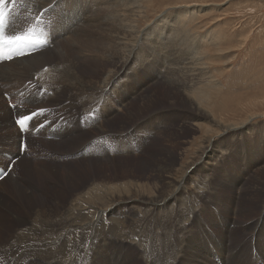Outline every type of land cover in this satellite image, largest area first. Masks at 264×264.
I'll return each instance as SVG.
<instances>
[{
  "label": "rangeland",
  "instance_id": "rangeland-1",
  "mask_svg": "<svg viewBox=\"0 0 264 264\" xmlns=\"http://www.w3.org/2000/svg\"><path fill=\"white\" fill-rule=\"evenodd\" d=\"M10 1L0 0V8L17 5L16 0ZM134 5L140 16L134 20L133 31L126 33V44L118 47L108 36L98 38L103 51L97 57L100 60L95 83L101 82L106 73L118 70L117 60L130 58L121 83L110 93L99 94L88 87L90 91H75L72 97L66 87L59 86L58 98L44 101L35 95L24 103L4 91L0 78V168L9 163V172L17 160H25L19 161L23 167H15L9 178L18 179L29 198L25 202L28 206L22 208L15 201L17 197H8L9 182L0 185L4 201L0 206V249L7 246L11 252L21 253L13 244L19 232L14 222L26 220L29 227L36 217L34 211L39 209L46 212L38 215V237L44 244L25 245L39 259L52 260L44 254L46 247L65 236L64 230L71 225L97 214L91 203L106 202L111 193L138 188L141 206L106 212L100 221L105 230L120 237H110L111 245L123 242L121 264H148L141 260L142 255L160 257L159 230L165 225L162 222L170 226L177 217L185 218L189 235L171 236V258L166 253L170 264H264V0H134ZM10 10L7 7L8 13ZM69 11L62 10L59 15L67 16ZM41 27L45 29V25ZM82 33L86 32L79 34ZM94 34L100 36L95 30L91 35ZM73 40L79 42L78 34ZM170 46L182 49L184 59L202 63L198 70L210 81H202L199 86L195 80L186 81L190 85L189 99L180 93L175 82L166 86L159 74L169 66L162 56ZM71 50L77 52L80 48L74 45ZM38 52L42 51L35 53ZM174 58L175 53L170 65ZM52 61L48 64L55 62ZM29 71L25 69L20 78L15 76L16 81L24 84L33 79ZM12 81L5 84L14 83V91L23 90L22 85ZM197 94L205 99L204 110L198 111L194 98ZM84 96H102L107 109L96 108L83 115V108L93 101L85 102ZM5 109L10 112L7 116L2 114ZM24 110L30 116L35 113L30 120L31 128L36 127L34 135L30 131L23 136L16 133L14 119L22 117ZM107 111L104 128L110 133L103 139L109 143L102 146L106 155L80 159L85 156L77 155L79 151L75 149L93 138L95 130L82 127L80 120L93 114L106 115ZM75 125L76 130L69 134L68 129ZM229 125L241 129L225 132V128H220ZM12 132L18 137L13 146ZM18 145H23L20 155L11 161ZM208 149L209 159L199 162ZM154 170L172 177L173 180L162 181H170L174 188L181 184L180 194L166 203L160 201L163 186ZM64 173L68 175L66 181L60 178ZM171 192L168 189L164 194ZM152 203H157L153 210L158 213L143 209ZM36 229L39 228L33 224L30 231ZM141 230L148 231L152 241L148 243ZM71 234L73 240L93 237L91 229ZM183 238H189V242ZM100 240L103 238L95 240L98 246L89 256V264H113L114 256L99 245ZM146 248L149 254L144 251ZM2 252L0 260H6L7 254ZM78 255L73 253V257Z\"/></svg>",
  "mask_w": 264,
  "mask_h": 264
},
{
  "label": "bare ground",
  "instance_id": "bare-ground-1",
  "mask_svg": "<svg viewBox=\"0 0 264 264\" xmlns=\"http://www.w3.org/2000/svg\"><path fill=\"white\" fill-rule=\"evenodd\" d=\"M128 1L131 3H129ZM128 1L127 0H98V1L97 0H26L25 3L22 0H18V1L16 0L17 5L11 4V5H6L3 8H0V12L3 13V16H5V20H8V24H9L6 31L4 32L5 42H9L12 39H15L16 41L17 40L16 37H20V38L27 37L29 35L34 34L32 32L45 33V35L44 34H39V35L44 36V38L46 39V43L43 46L29 52L27 55H18L16 57L12 55L10 57L11 59L9 58V60H5V61L0 60V78L2 79L1 81L4 82V88H5L4 91L6 90L9 91L10 94L15 97L18 96L17 100H21L24 103H28V100L31 98V96H35V95L41 97L44 101H51L54 98H58L56 92L58 91L59 86L66 87L67 92L70 93L71 94L70 96L72 97L74 96L73 93L75 91H79L78 94L86 93L90 91L89 89H87L88 87H92L93 92L98 91L99 94L110 93L111 88L115 89L117 87L116 86L117 83L118 82L121 83V81H119L121 79L120 77L122 76L127 66V62L129 61L130 58H127L124 61L117 60V63L120 65L118 70H114L110 73H106L101 82L95 83V80L93 79H95L98 76V66L100 60L97 57L98 54L101 51H103V48L100 47V43L98 42V38L108 36L111 39V41L118 47L126 44L127 42V39L125 38L126 33L128 32L130 33L133 31V29L136 26L134 20L138 19L140 16L139 11L134 5V0H128ZM9 3H12V0ZM7 7H11L10 13L7 12ZM62 10H70V11L67 12V16L64 15L62 17L59 15ZM41 11H43L42 14ZM13 14L17 17V21H15V19L11 17V15ZM45 20L47 21L46 22L47 24L48 23L50 24V26L47 27V24L35 25L30 23L32 21H45ZM43 25H45V29H42L41 26ZM70 29L73 30L71 34L69 33ZM94 30L96 31V33L98 32L100 36L96 37L95 34L94 36L91 35V33ZM80 31L86 32L87 34L82 33L81 36V34H79ZM77 34L79 36V42H74L73 39L76 37ZM162 43L163 42H161V44ZM74 45L79 46L80 50L77 52L72 51L71 47ZM176 48L179 50V53L175 52V50H177ZM152 49L156 50L154 48ZM39 50H41L42 52L35 53L36 51ZM181 51L182 49H180L178 46L167 47L166 51L164 52V56L162 57L164 59L163 62L167 63V65L169 66H167L166 71L160 70L159 74H162L164 78V84L166 86L171 87L172 84L175 82L178 85V89L180 93H182L183 96L189 99L188 96L189 88H190L189 83H194L193 80H195L197 83L194 84L199 86L203 82L209 83L210 81L207 80L202 70H198L199 68L202 67L203 64L197 62L196 60L192 61L191 59H184L182 57ZM174 53H175V58L172 64L170 65L169 60L171 59V56ZM52 60L55 62H53ZM50 61H52L53 63L48 64ZM35 67L36 69L32 70V68ZM25 69L31 70L29 71L30 72L29 75H31V77L34 80L29 78L31 79L30 81L26 80L24 84H19L16 81L15 76H19L20 78L24 74ZM31 72L33 73L31 74ZM10 79H13L15 83H18L17 85L19 86L22 85L21 88L23 90L14 91V89H12L14 83L8 85L5 84L8 83ZM186 81H188L189 83L187 84ZM78 94L75 96H78ZM194 98L195 101L197 102L198 111L204 110L202 108L205 99L199 96L198 94L197 96H194ZM85 102H89L88 103L89 106L83 108L82 110L83 115L89 114L92 110L96 108H98L100 111H105L107 109V104L106 103L102 104L103 103L102 96L96 98L90 96V98L87 99L85 98ZM21 113L23 115L27 114L25 110ZM2 114L4 116H7L10 114V112L7 109H5L3 110ZM107 114L108 111L106 115L99 114L97 116L93 114L88 116L87 118H82L80 120L81 123L80 125H82L83 123L82 127L95 129L92 132L94 137L89 139V141L87 140L88 142L84 141L83 143L86 142L85 144H83L81 147L78 146L75 149L76 152L79 151L77 152L78 153L77 155L85 156V158H80V159H93L94 156L100 158L103 154H105V151H103L104 148L102 149V146L108 144L109 142L103 138L107 137V134L110 133V131L104 128L105 118ZM19 119H21V117L14 119V125ZM94 119L97 120L99 119L98 121H101L100 126L98 125L97 120L93 124ZM30 125L32 126V121L31 123L29 122L24 127L23 130L24 132L21 133L15 125L17 130L16 132L17 135L21 134V136H23V134L25 135V133L28 131H30L33 135L36 134L37 133L35 132L36 127L31 128ZM76 126L77 125H75V127H71L68 129V131H70L69 134L76 128ZM79 128L81 127L79 126ZM220 128L221 129L225 128L226 129L225 132H235L238 127H235V125H229L227 127L221 126ZM1 129L2 127L0 126V131ZM79 131L82 132V130ZM118 133H123V130L121 132L119 131ZM12 134L15 133L12 132L11 135ZM69 134L67 133V135H65L64 138L66 139L69 136ZM17 138L18 137L15 135L11 136L10 143H12V146L17 141ZM72 141L74 140L71 141L69 140V142ZM210 142L211 140L208 141V143ZM17 147H18V151L15 154V156L11 157L10 159L11 161L12 159L16 158V155L17 156L20 155V149H19L20 145H18ZM89 152H93V153L87 155ZM5 153H7L8 155L11 154L10 151H6ZM208 156H210L209 149L205 152L204 155L202 154L200 156L201 160L199 159V162L203 161V159L205 158L209 159ZM19 161H25V160L23 158L17 160L13 164L11 171H9L7 175L4 178H2V180H0V185H2V183L4 182H9L11 190L10 192H8L9 194L8 197L11 200H15V197H17V200L15 201L18 202V204H20L22 208H25V206L26 207L28 206L25 205V202H28L29 199L28 196L25 195L26 193L22 192V186H20V181L18 179L9 178L12 170L15 167L16 168L23 167L22 163ZM1 162H4L3 158ZM6 164L7 165L4 168L5 170H7V166L9 163ZM16 168L14 170H16ZM28 171L29 170L27 168V173ZM154 172L156 173L157 176H159L158 178L160 179V182L163 186V189L160 193L161 195L159 197L160 201L164 200L166 203L170 201L174 195L180 194V189L178 188V186H181V184H178L177 188H174L173 184L170 181H165V182L162 181L163 179L173 180L172 177L165 175L164 174L165 172H163L162 170H159L158 172L154 170ZM61 177L63 181L64 180L66 181L68 175L64 173L62 176H60V178ZM168 189L171 190L172 192L165 195L164 192L165 190ZM4 194L6 195L7 193L5 192ZM2 199L3 196L0 195V206L4 204V201ZM140 200H141V193L139 189L130 188L125 193L124 192L119 194H117L116 192L111 193L109 199L106 202L100 200L98 202L95 201L91 203L90 206L96 211H98V213L92 216L91 218L80 222L79 224L71 225L67 229V231L64 230L63 234L65 236L63 235L59 236L57 242L46 247V251H44V254L52 258V260L49 261L39 259L37 256H35V254L29 251L25 245L26 242L28 243L29 246H42L44 244V241L40 237H38V233L40 231V226L38 224V215H40L41 212L43 211L41 210L39 211V209H37L34 211L36 212V217L35 220L33 221V224L35 227H38L39 229L30 231L33 228V224H31L28 227L27 226L28 222L26 220H22V221L17 220L16 222H14L19 232L13 244L17 245L20 248L21 253L15 254L11 252V250L7 248V246H5L3 249L0 250L3 251L2 253L7 254L5 258L6 260H0V264H42V263L89 264V256L92 255L93 252H95V247L98 246L95 243V240L97 241V239L101 237L103 238V241L100 240L99 245H103L104 246L103 249H105L106 251L107 248L109 249L111 254L114 256L113 264H121L120 259L122 258L125 247L121 246L120 244L123 242L120 241L118 243H114L111 245L110 237L113 238H120V237H116L113 233H111L112 231L109 232L105 230L104 226L100 224V221L106 216V212L110 214L121 211L125 208L132 210L137 208L138 206H141ZM147 206L148 209H146V207L143 208L145 211L158 213L157 212L158 210L156 211L153 210L154 207L157 206V203L147 204ZM43 213L46 214V212ZM184 219H185L184 217H177L173 222L170 223V226H168L165 222H162L165 225L164 227L160 226L161 228L159 230L160 233L162 234V237L159 240V244H158V245L161 244L160 245L161 250L158 253L160 257L142 255L141 260L144 259L147 260L148 264H170V262L166 258V253L171 258L169 250L173 247V246L170 247L172 245L170 244L172 241V237H174L175 234H181L183 235L182 237H184V235L186 237L189 235L188 225L184 224ZM111 224L113 226H116L113 221H111ZM21 226H24L25 228H20ZM88 229H91L93 232V237L91 239H87V238H84L82 240H80L79 238H76L74 240L72 239L73 237L71 233L77 231H81V232L83 231L84 233L88 231ZM141 232L143 233V237L149 243L151 240L150 238L151 235L146 234L148 232L146 230L144 231L141 230ZM204 233L205 232H203V234ZM80 235H82V233H80ZM107 237H109L110 239ZM107 239L109 240L108 243L106 242ZM164 239L166 241H164ZM49 241H52V239H50ZM185 242H189V238L188 241L185 240ZM38 249L41 250V247H39ZM144 251H146L147 254L150 253L147 248ZM74 252L79 253L78 257H73ZM151 258H156V259L152 262Z\"/></svg>",
  "mask_w": 264,
  "mask_h": 264
},
{
  "label": "snow or ice",
  "instance_id": "snow-or-ice-1",
  "mask_svg": "<svg viewBox=\"0 0 264 264\" xmlns=\"http://www.w3.org/2000/svg\"><path fill=\"white\" fill-rule=\"evenodd\" d=\"M2 20H3V13L0 12V22H2ZM16 39L19 40V39H21V38H20V37H16ZM34 118H35V113H33L31 116L25 114V115H23V116L21 117V119H19V120L17 121V124L19 125V127H20L21 129H23V128L25 127V123H26V121L32 120V119H34Z\"/></svg>",
  "mask_w": 264,
  "mask_h": 264
}]
</instances>
